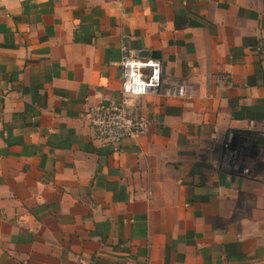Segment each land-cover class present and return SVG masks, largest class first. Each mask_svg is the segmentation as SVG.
Returning <instances> with one entry per match:
<instances>
[{
  "label": "crops",
  "instance_id": "crops-1",
  "mask_svg": "<svg viewBox=\"0 0 264 264\" xmlns=\"http://www.w3.org/2000/svg\"><path fill=\"white\" fill-rule=\"evenodd\" d=\"M122 46L187 94L126 99ZM263 152L264 0H0V264H264Z\"/></svg>",
  "mask_w": 264,
  "mask_h": 264
},
{
  "label": "built area",
  "instance_id": "built-area-1",
  "mask_svg": "<svg viewBox=\"0 0 264 264\" xmlns=\"http://www.w3.org/2000/svg\"><path fill=\"white\" fill-rule=\"evenodd\" d=\"M121 49V93L126 99L144 95L179 98L187 94V83L164 73L159 59L138 57L125 46ZM151 122L149 116L126 107L125 101L101 103L89 112L91 136L102 145L141 136ZM240 166L239 163L235 165L236 168Z\"/></svg>",
  "mask_w": 264,
  "mask_h": 264
},
{
  "label": "water",
  "instance_id": "water-1",
  "mask_svg": "<svg viewBox=\"0 0 264 264\" xmlns=\"http://www.w3.org/2000/svg\"><path fill=\"white\" fill-rule=\"evenodd\" d=\"M147 54H150L152 57H159V51H143L141 53L142 56H146Z\"/></svg>",
  "mask_w": 264,
  "mask_h": 264
}]
</instances>
